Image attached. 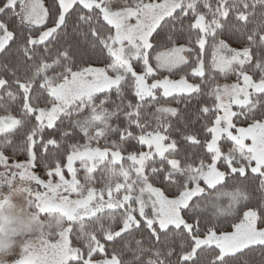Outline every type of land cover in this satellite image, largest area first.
I'll list each match as a JSON object with an SVG mask.
<instances>
[{
    "label": "snow or ice",
    "instance_id": "6c2138e0",
    "mask_svg": "<svg viewBox=\"0 0 264 264\" xmlns=\"http://www.w3.org/2000/svg\"><path fill=\"white\" fill-rule=\"evenodd\" d=\"M166 3L0 0V264H264V0Z\"/></svg>",
    "mask_w": 264,
    "mask_h": 264
},
{
    "label": "rangeland",
    "instance_id": "374dc122",
    "mask_svg": "<svg viewBox=\"0 0 264 264\" xmlns=\"http://www.w3.org/2000/svg\"><path fill=\"white\" fill-rule=\"evenodd\" d=\"M126 3H134V0H125ZM180 3V0H167V3L164 7L160 8H152V7H145L139 10L140 19L139 21L136 19L137 10L132 7L125 8L121 13L115 15H108V19L110 23H116L120 26V36L122 38L129 37L134 34L138 22L140 24H146L153 21L154 18H158L161 15H166L172 11L173 7ZM233 91L230 88L228 93L223 97L225 103H231L233 98ZM221 133L218 132L217 135L219 136ZM262 133L261 130L255 129L253 133H249V135H255L256 141L259 142V139ZM34 246H38L40 240L38 238H34L32 241Z\"/></svg>",
    "mask_w": 264,
    "mask_h": 264
},
{
    "label": "trees",
    "instance_id": "16d2710c",
    "mask_svg": "<svg viewBox=\"0 0 264 264\" xmlns=\"http://www.w3.org/2000/svg\"><path fill=\"white\" fill-rule=\"evenodd\" d=\"M135 245H133V247H134Z\"/></svg>",
    "mask_w": 264,
    "mask_h": 264
}]
</instances>
